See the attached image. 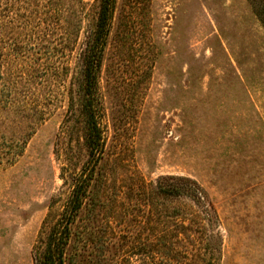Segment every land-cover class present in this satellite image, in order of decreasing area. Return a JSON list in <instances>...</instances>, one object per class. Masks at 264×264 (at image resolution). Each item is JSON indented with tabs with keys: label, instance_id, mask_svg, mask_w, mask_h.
I'll return each instance as SVG.
<instances>
[{
	"label": "rangeland",
	"instance_id": "rangeland-1",
	"mask_svg": "<svg viewBox=\"0 0 264 264\" xmlns=\"http://www.w3.org/2000/svg\"><path fill=\"white\" fill-rule=\"evenodd\" d=\"M99 6L83 0V47ZM65 84L47 85L63 92ZM99 85L101 165L115 203L133 179L189 176L221 218L218 264H264V27L248 1L117 0ZM62 99L14 162L0 164V264H33L44 222L59 216L88 158L77 106L71 113ZM0 134L19 135L1 125ZM73 231L70 264H106L116 251L94 243L83 260V210ZM143 232L138 242L159 239Z\"/></svg>",
	"mask_w": 264,
	"mask_h": 264
},
{
	"label": "trees",
	"instance_id": "trees-1",
	"mask_svg": "<svg viewBox=\"0 0 264 264\" xmlns=\"http://www.w3.org/2000/svg\"><path fill=\"white\" fill-rule=\"evenodd\" d=\"M247 1L264 27V0ZM116 4L100 0L83 47V0H0V125L19 134L10 140L0 134V164L14 162L62 98L69 101L71 113L77 106L88 150L59 216L42 226L32 250L33 264H70L73 226L82 210L83 260L95 243L116 249L104 256L106 264H133L132 257L140 264H218L221 218L196 179L175 174L160 175L150 183L133 179L124 200L115 203L110 197L109 178L101 165L106 134L99 80ZM70 72L75 73L67 86ZM57 82H64L63 92L47 85ZM133 197L134 204L126 201ZM178 200L182 202L172 206ZM100 220L104 223L96 224ZM159 226L162 230L156 232ZM131 229L137 232L133 236L128 235ZM144 230L158 233L159 239L138 242ZM99 231L103 235H97ZM119 236L123 238L117 240Z\"/></svg>",
	"mask_w": 264,
	"mask_h": 264
}]
</instances>
